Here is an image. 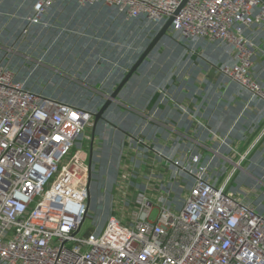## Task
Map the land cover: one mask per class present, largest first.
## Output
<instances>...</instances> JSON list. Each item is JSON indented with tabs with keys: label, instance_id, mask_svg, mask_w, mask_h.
Wrapping results in <instances>:
<instances>
[{
	"label": "built area",
	"instance_id": "1",
	"mask_svg": "<svg viewBox=\"0 0 264 264\" xmlns=\"http://www.w3.org/2000/svg\"><path fill=\"white\" fill-rule=\"evenodd\" d=\"M25 1L33 23L69 3L112 8L124 24L140 22L156 33L174 16L168 35L191 49H223L232 61L221 66L222 76L249 102L264 101L253 75L257 46L247 36L264 28V0H187L177 15L184 0ZM97 111L32 91L0 57V264H264V211L228 187L241 164L218 183L212 159L198 156L186 165L173 161L164 189L145 184L119 202L102 229L80 236L93 171L84 140ZM188 178L181 207L166 205L175 184Z\"/></svg>",
	"mask_w": 264,
	"mask_h": 264
},
{
	"label": "rangeland",
	"instance_id": "2",
	"mask_svg": "<svg viewBox=\"0 0 264 264\" xmlns=\"http://www.w3.org/2000/svg\"><path fill=\"white\" fill-rule=\"evenodd\" d=\"M0 1V57L10 60L18 79L26 81L27 87L36 93L91 112L99 110L104 103L105 99L100 95L110 91L111 88L107 89L108 85L111 87L109 82H113L115 88L124 77V70L134 64L156 35V31L140 22L124 24L112 8L103 5L78 8L72 3L57 4L33 23L34 16L28 2ZM186 47L187 44L173 39L170 34L161 38L137 70L139 73L133 76L136 85L133 92L140 88L138 92L147 93V85L169 82L173 70L185 57ZM126 102L133 101L128 98ZM107 111L97 123L98 126L107 120L106 125L102 128L96 126L95 130L89 213L79 234L82 237L102 229L115 216L119 202L127 198L126 195L134 199L145 183L136 180L134 175L146 166L142 162L135 163L126 153L124 155L127 146L121 137L109 143L106 141L107 130L110 131L116 123L110 115L105 119ZM92 124L93 119L85 134L84 149L87 152L90 150ZM240 181L245 182V187L253 184L249 178L243 180L236 175L233 182L230 181L231 186L246 192ZM259 181L264 184V180ZM191 184L189 178L178 181L165 204L180 208L181 194H185V186L189 188ZM256 203L260 210H264V191Z\"/></svg>",
	"mask_w": 264,
	"mask_h": 264
},
{
	"label": "crops",
	"instance_id": "3",
	"mask_svg": "<svg viewBox=\"0 0 264 264\" xmlns=\"http://www.w3.org/2000/svg\"><path fill=\"white\" fill-rule=\"evenodd\" d=\"M247 36L257 46L254 77L264 89V28L250 30ZM190 49L186 47L185 57L169 82L147 85V93L138 92L140 88L133 92V79L127 83L104 116L116 119L105 139L109 143L121 137L127 146L124 155L147 167L134 175L136 180L145 181L144 186L160 183L164 189L175 172L172 162L186 165L193 156H198L201 163L212 159L210 176L218 183H223L240 163L230 181L237 175L243 180L249 178L253 184L246 188L240 181L247 190L244 192L233 188L229 181V190L242 192L257 206V198L264 191L259 181L264 180V101L249 102L245 92L222 76L221 66L232 61L223 49L203 43ZM109 83L110 91L103 96L98 93L103 100L115 89L114 83ZM128 98L133 104L126 102ZM106 121L98 126L102 128ZM95 130L93 142L91 130L92 148L90 143L86 151L91 166L95 160Z\"/></svg>",
	"mask_w": 264,
	"mask_h": 264
},
{
	"label": "water",
	"instance_id": "4",
	"mask_svg": "<svg viewBox=\"0 0 264 264\" xmlns=\"http://www.w3.org/2000/svg\"><path fill=\"white\" fill-rule=\"evenodd\" d=\"M187 0H184V2L181 4L179 9L176 11L175 15L178 14L181 7L184 5V3ZM174 19L173 17H170L165 24L160 28V30L156 33L154 38L150 41V43L147 45V47L144 49V51L141 53V55L138 57V59L134 62V64L131 66V68L127 71V73L124 75L122 80L118 83L116 88L111 92L109 96L106 97L104 103L100 107V109L94 114L93 124H92V142L94 138V130L99 121L103 119V115L105 112L109 109V107L112 105V103L117 101V97L120 94V92L123 90V88L127 85V83L132 79V77L136 74L137 70L141 67V65L144 63V61L147 59V57L150 55L152 50L155 48V46L158 44L161 38H163L165 35H167V32L171 26V23ZM92 142H91V148H92ZM91 165V163H90ZM89 165V166H90Z\"/></svg>",
	"mask_w": 264,
	"mask_h": 264
},
{
	"label": "snow or ice",
	"instance_id": "5",
	"mask_svg": "<svg viewBox=\"0 0 264 264\" xmlns=\"http://www.w3.org/2000/svg\"><path fill=\"white\" fill-rule=\"evenodd\" d=\"M37 7H39V5H37ZM57 139H59V137H57Z\"/></svg>",
	"mask_w": 264,
	"mask_h": 264
}]
</instances>
